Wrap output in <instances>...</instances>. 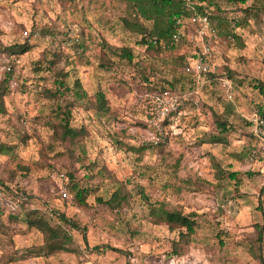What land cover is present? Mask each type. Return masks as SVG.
<instances>
[{
    "label": "rangeland",
    "instance_id": "374dc122",
    "mask_svg": "<svg viewBox=\"0 0 264 264\" xmlns=\"http://www.w3.org/2000/svg\"><path fill=\"white\" fill-rule=\"evenodd\" d=\"M210 1L218 42L212 77L198 86L181 70L192 48L146 51L140 35L122 27L120 19L131 12L119 0H0V47L30 46L14 58L0 53V80L7 72L14 84H7L0 115V143L12 147L0 155V179L20 185L33 208L46 203L74 221L78 229L68 233L81 252L11 261L42 240L4 216L0 264H257L246 251L254 225L263 228L264 256V174L248 170L243 157L252 145L247 119L261 104L255 85L264 81V0ZM141 24L150 30V22ZM121 48L131 51L130 62L118 58ZM53 55L58 58L49 66ZM55 68L67 72L69 87L78 79L91 104L100 91L109 107L105 115L71 107L69 126L86 133L72 145L49 128L60 118L61 100L71 101L68 94L58 101L44 97ZM220 78L230 82V99ZM150 89L180 96L179 115L163 125L165 117L158 129L149 124ZM214 117L226 124L225 134L216 132ZM59 174L67 178V199L48 196L50 186L64 184ZM118 186L131 195L128 208L108 212L95 198L105 200ZM77 188L91 192L85 209L72 204ZM139 190L157 207L194 214L195 235L181 253H171L175 233L153 223Z\"/></svg>",
    "mask_w": 264,
    "mask_h": 264
},
{
    "label": "trees",
    "instance_id": "16d2710c",
    "mask_svg": "<svg viewBox=\"0 0 264 264\" xmlns=\"http://www.w3.org/2000/svg\"><path fill=\"white\" fill-rule=\"evenodd\" d=\"M126 5L131 12L129 17H123L120 19L122 27L129 31L140 35L139 44L145 48L146 51L161 52L163 50L174 48L180 44H185L181 39L177 44L169 45L170 37L177 28H183L185 32L190 30L189 25V12L185 9V6L179 0H119ZM248 0H226L230 5H244ZM195 10L200 14H206L211 19L209 6H212L210 0H193ZM247 12V10L245 11ZM143 22H150V30L145 32L144 27L141 24ZM241 24H237L239 27ZM41 32H32L33 36H38ZM235 38V34L233 35ZM189 46V45H186ZM79 47V46H78ZM30 46L23 42L21 44H13L5 47H0V53L5 54L7 58L18 57L27 53ZM192 53H193V49ZM119 59L130 62L132 60L131 51L127 48H121L117 55ZM191 54L190 59H192ZM55 60H49L47 65L54 66L58 55H53ZM187 61L182 60V73L191 77L184 72V67ZM37 70H40L37 69ZM11 74L5 72L3 78L0 80V115L5 114L4 97L7 94V84L9 87V78ZM67 72H63L62 69L55 68L52 80V89L43 90L45 98L54 99L56 101L63 99L64 95L68 94L71 101L61 100L62 104L57 105L60 118L57 123L51 124L49 128L56 135L57 139L66 144H74L83 136H85V130L80 128H71L69 126L70 109L74 104H83L87 109L94 111L97 115L107 114L109 107L107 100L103 93L98 91L96 93L95 101L90 103L88 96L81 86L78 79L72 82L69 87L65 79ZM212 77V71L207 74L206 78ZM192 81V79H191ZM261 101L264 102V81L257 82L255 85ZM150 89L149 94L153 96L159 94L160 91H152ZM170 92V91H169ZM264 106V105H263ZM261 104L258 108V113L264 112V107ZM153 108V105H152ZM149 106V112L152 110ZM168 116H173L169 114ZM167 117L162 123L167 124ZM216 132L219 135L225 134L227 127L226 124L216 117L213 118ZM252 136V135H251ZM115 143H118L115 141ZM12 147L6 144L0 143V155H7L11 152ZM244 163L246 158V150L244 151ZM256 171V170H253ZM258 171H256L257 173ZM264 174V172H258ZM60 175V174H59ZM63 177L66 178L64 174ZM228 177L233 179L235 174L229 173ZM67 179V178H66ZM68 179L71 180V175L68 174ZM0 191L9 197L17 196L19 193H23L20 185L15 182H5L0 179ZM90 190L87 188H77L72 194V204L78 209L87 208L86 199L90 194ZM24 194V193H23ZM25 200L20 202L19 207L15 211H8L6 209H0V217L6 216L9 221L21 222L27 229H34L41 235V244L36 247L26 248L21 252L16 253V257L11 261L19 260L24 261L27 259L42 258L47 259L54 254H68L78 256L81 252L77 246L72 244L68 230H77V224L70 218L65 217L63 214L51 209L45 203L42 208H33L30 204V198L25 195ZM48 196H50L48 194ZM138 196L145 205L146 214L152 216L154 224H163L169 232H174L175 237L170 243L171 253H181L183 249L188 247L193 240L197 223L194 214L183 215L177 210H167L157 207L151 204L143 194L142 190L138 191ZM131 195L123 186L115 188L105 200L95 198L96 203L100 204L108 212H114L122 208H128ZM6 214V215H5ZM254 237L248 241L247 253L251 259L257 264H264V256L261 253L262 244V226L254 225ZM218 245L222 246V242L219 240ZM110 249V248H109ZM116 251V250H115Z\"/></svg>",
    "mask_w": 264,
    "mask_h": 264
},
{
    "label": "built area",
    "instance_id": "2783aa9c",
    "mask_svg": "<svg viewBox=\"0 0 264 264\" xmlns=\"http://www.w3.org/2000/svg\"><path fill=\"white\" fill-rule=\"evenodd\" d=\"M189 12L190 30L185 32L183 28H177L170 37L169 45L177 44L181 39L193 49V57L186 63L184 72L189 74L192 82L195 85L201 86L206 82L207 74L211 72V58L215 50V45L218 42L217 31L211 24L210 19L206 14H200L195 10L193 0H179ZM220 85L227 99L231 98V85L225 78H220ZM13 82H9V88H13ZM187 94H184V96ZM180 96L169 91H162L152 97L153 115L149 120V124L155 128H159L161 121L169 114L179 115ZM261 105L264 102L261 101ZM264 107V106H263ZM252 135V145L246 148L245 165L248 170L264 172V112H253L247 119ZM60 181H64L62 186L57 188L49 187L48 193L52 197L67 199L66 192L63 186L67 183L63 175H59ZM25 200L23 193L17 196L9 197L0 191V209L15 211L21 201ZM173 261V260H172Z\"/></svg>",
    "mask_w": 264,
    "mask_h": 264
},
{
    "label": "crops",
    "instance_id": "0c3cea01",
    "mask_svg": "<svg viewBox=\"0 0 264 264\" xmlns=\"http://www.w3.org/2000/svg\"><path fill=\"white\" fill-rule=\"evenodd\" d=\"M206 10H209V8H207ZM210 11V10H209ZM214 26V25H213ZM250 128V127H249ZM252 137V136H251ZM252 142H253V139H252Z\"/></svg>",
    "mask_w": 264,
    "mask_h": 264
}]
</instances>
